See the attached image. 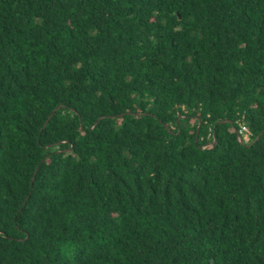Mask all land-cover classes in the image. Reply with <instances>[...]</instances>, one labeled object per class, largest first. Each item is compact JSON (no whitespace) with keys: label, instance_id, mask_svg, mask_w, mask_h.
<instances>
[{"label":"trees","instance_id":"trees-1","mask_svg":"<svg viewBox=\"0 0 264 264\" xmlns=\"http://www.w3.org/2000/svg\"><path fill=\"white\" fill-rule=\"evenodd\" d=\"M0 264H264V0H0Z\"/></svg>","mask_w":264,"mask_h":264},{"label":"water","instance_id":"water-1","mask_svg":"<svg viewBox=\"0 0 264 264\" xmlns=\"http://www.w3.org/2000/svg\"><path fill=\"white\" fill-rule=\"evenodd\" d=\"M55 111H56V110H55ZM55 111H54V112H55ZM51 116H52V115H51ZM51 116L49 117V119L51 118ZM179 119H180V118H178L177 123L179 122ZM47 122H48V121H47ZM226 122H227V121H223V122H220L219 124L226 123ZM200 126H201V122L199 121V127H198V131H197V136H196L195 143H196L197 140H198V135H199V131H200ZM235 132H236V134H237V137H238L239 142H240L241 144H243V141L241 140V136H240L238 130L235 129ZM68 151H70V150H68ZM34 180H35V177H34Z\"/></svg>","mask_w":264,"mask_h":264},{"label":"built area","instance_id":"built-area-1","mask_svg":"<svg viewBox=\"0 0 264 264\" xmlns=\"http://www.w3.org/2000/svg\"><path fill=\"white\" fill-rule=\"evenodd\" d=\"M241 133H244V136H243V138H241V140L244 142H248L249 141V133H248V131L246 130V128H243L242 129V131H241ZM240 133V134H241Z\"/></svg>","mask_w":264,"mask_h":264}]
</instances>
